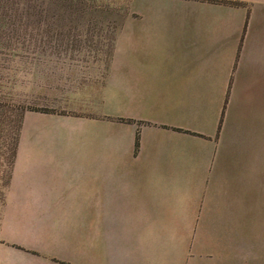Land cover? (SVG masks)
Returning <instances> with one entry per match:
<instances>
[{"label":"crops","instance_id":"1","mask_svg":"<svg viewBox=\"0 0 264 264\" xmlns=\"http://www.w3.org/2000/svg\"><path fill=\"white\" fill-rule=\"evenodd\" d=\"M130 6L84 114L25 116L1 263L264 264V0Z\"/></svg>","mask_w":264,"mask_h":264},{"label":"rangeland","instance_id":"2","mask_svg":"<svg viewBox=\"0 0 264 264\" xmlns=\"http://www.w3.org/2000/svg\"><path fill=\"white\" fill-rule=\"evenodd\" d=\"M130 9V0H0V264L8 247L21 248L8 240V216L24 174L39 170L25 173V116L84 114L87 83L104 74L97 61L112 56Z\"/></svg>","mask_w":264,"mask_h":264},{"label":"trees","instance_id":"3","mask_svg":"<svg viewBox=\"0 0 264 264\" xmlns=\"http://www.w3.org/2000/svg\"><path fill=\"white\" fill-rule=\"evenodd\" d=\"M236 4H238V3H236ZM138 144H139V134L137 135V139H136V145L138 146ZM13 157H15V152H14Z\"/></svg>","mask_w":264,"mask_h":264}]
</instances>
